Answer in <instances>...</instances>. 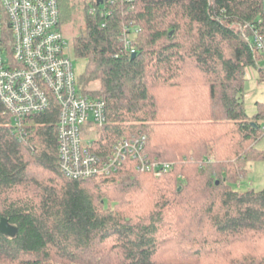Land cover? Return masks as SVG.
Masks as SVG:
<instances>
[{"label":"trees","instance_id":"trees-1","mask_svg":"<svg viewBox=\"0 0 264 264\" xmlns=\"http://www.w3.org/2000/svg\"><path fill=\"white\" fill-rule=\"evenodd\" d=\"M118 1L102 18L59 0L73 57L85 62L78 86L106 103L94 152L141 132L148 159L177 164L154 177L129 157L110 175L68 179L56 110L27 117L20 138L0 103V220L17 228L0 233V264H264V187L240 192L217 184L223 172L205 173L236 154L264 161V99L247 113L256 64L243 38L258 20L264 30L263 0ZM129 25L135 57L120 41Z\"/></svg>","mask_w":264,"mask_h":264},{"label":"built area","instance_id":"built-area-1","mask_svg":"<svg viewBox=\"0 0 264 264\" xmlns=\"http://www.w3.org/2000/svg\"><path fill=\"white\" fill-rule=\"evenodd\" d=\"M96 1L90 12H98L102 18L119 2ZM123 2L131 0H120ZM60 24L59 0H0V103L20 138L27 117L55 109L58 164L66 178L87 180L110 175L129 157L137 161L138 173L159 177L169 171L172 163L148 159L147 137L141 132L120 139L110 154L94 152L96 134L106 123V103L85 94L77 85ZM262 24L261 19L244 27L249 33L244 32L243 38L252 44L256 64L246 70L247 79H256L258 56L264 67ZM136 28L123 27L120 35L129 55L135 54L132 40Z\"/></svg>","mask_w":264,"mask_h":264},{"label":"rangeland","instance_id":"rangeland-1","mask_svg":"<svg viewBox=\"0 0 264 264\" xmlns=\"http://www.w3.org/2000/svg\"><path fill=\"white\" fill-rule=\"evenodd\" d=\"M75 1L77 3V8L80 12L83 11V8L85 7V5L93 6V3H91L93 2L92 0H86V1L75 0ZM263 10H264V0H263ZM60 28H61L62 36L68 44V53L73 62L76 77L78 78V76L82 74L84 71L85 62L82 60L75 59L73 57L72 38L74 36V30H72V27H70V25H66L63 23L60 24ZM77 82H78V79H77ZM96 86L97 85H92L89 88L93 90L95 89ZM263 99H264V84L263 83L258 84L257 82H255V79H253L252 77H249L247 81L245 82V100L244 101L246 103L245 109L247 113L252 114L256 112V108L252 106V108L249 109L247 106L252 105L256 101H263ZM100 133L101 132H97L96 137L100 136ZM91 137H95V136L92 135ZM257 148L264 150V136L262 140L258 143ZM220 157H222L221 154L218 155V158ZM230 160L231 161L227 163V166H228L227 169H225V167L219 166V164H216L212 167H209L205 171V173L208 174L210 169H212L210 173H212L215 178L220 179L219 176L223 172L224 175H226V178L220 181L218 180L217 184L220 182L222 183L220 186H224V183L227 182L229 184H232V187L240 192H244V191L251 190V189L259 191L264 187V161L253 160V158L247 159L246 161V159L245 158L243 159V157H242V160H243L242 161L239 158V155L237 154L234 157H232ZM239 161L242 162V165L240 166L238 165V168L235 169V166L239 163ZM171 162L173 166L176 163V161L174 160L170 161V163ZM228 164H231V165H228ZM180 189L181 187H179L178 190Z\"/></svg>","mask_w":264,"mask_h":264},{"label":"water","instance_id":"water-1","mask_svg":"<svg viewBox=\"0 0 264 264\" xmlns=\"http://www.w3.org/2000/svg\"><path fill=\"white\" fill-rule=\"evenodd\" d=\"M100 2V0L96 1L97 4ZM132 57H135V54H133ZM0 233L4 236L13 238L17 234V228L16 226L10 224L7 219L2 218L0 220Z\"/></svg>","mask_w":264,"mask_h":264},{"label":"crops","instance_id":"crops-1","mask_svg":"<svg viewBox=\"0 0 264 264\" xmlns=\"http://www.w3.org/2000/svg\"><path fill=\"white\" fill-rule=\"evenodd\" d=\"M255 103V102H254ZM254 103L250 106H247L249 109L252 108V106L254 107ZM255 108V107H254Z\"/></svg>","mask_w":264,"mask_h":264}]
</instances>
